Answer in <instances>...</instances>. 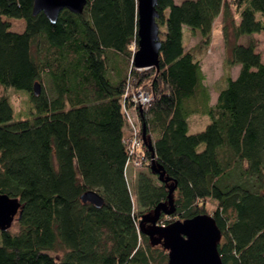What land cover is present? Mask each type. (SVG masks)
<instances>
[{
	"label": "trees",
	"instance_id": "16d2710c",
	"mask_svg": "<svg viewBox=\"0 0 264 264\" xmlns=\"http://www.w3.org/2000/svg\"><path fill=\"white\" fill-rule=\"evenodd\" d=\"M86 1L82 14L64 10L51 24L33 15V0H0V193L22 206L17 232H0V264H167L166 251L139 228L168 196L143 141L147 172L136 177L135 200L127 182L134 168L123 107L135 113L132 91L152 99L135 114L176 186L170 217L206 214L210 200L222 264H264V63L251 38L264 32V0H158V72L133 67L136 0ZM220 14L224 68L239 71L225 76L212 105L182 30L197 32L206 47ZM11 19L24 21L23 32L11 31ZM242 37L249 42L240 44ZM8 88L28 93L31 118L13 120ZM192 116L210 123L189 134ZM86 191L103 205L81 203ZM166 218L160 225L173 222Z\"/></svg>",
	"mask_w": 264,
	"mask_h": 264
},
{
	"label": "water",
	"instance_id": "95a60500",
	"mask_svg": "<svg viewBox=\"0 0 264 264\" xmlns=\"http://www.w3.org/2000/svg\"><path fill=\"white\" fill-rule=\"evenodd\" d=\"M137 1V49L133 54V67L137 70L154 68L159 71L161 42L159 27L156 23L158 0ZM86 0H33L32 12L36 16L42 13L49 23L54 24L62 11L73 14L83 13ZM33 94H40L39 83L33 85ZM141 111V107L139 108ZM144 146L151 153L150 171L160 183L168 189L167 201L158 204L151 212L142 215L139 228L148 238L152 247H161L167 253V264H222L218 253L221 232L212 216L197 215L186 220L173 221L160 225L162 215L171 216L175 212L173 193L176 186L166 176L161 165L154 160L152 143L142 131ZM83 204L96 208L103 205L102 197L95 191H86L80 196ZM22 206L18 199L0 193V232L9 231L12 224L21 216Z\"/></svg>",
	"mask_w": 264,
	"mask_h": 264
},
{
	"label": "rangeland",
	"instance_id": "374dc122",
	"mask_svg": "<svg viewBox=\"0 0 264 264\" xmlns=\"http://www.w3.org/2000/svg\"><path fill=\"white\" fill-rule=\"evenodd\" d=\"M181 1V0H178ZM11 26L12 32H21L24 27L25 23L22 20H8ZM249 38H243L240 40L241 43H248ZM192 39L189 35L186 36V39L184 41V45L190 50L192 48H195L197 44V48L195 51L201 56V52L204 53V57L200 60L199 63L204 67V74H205V80L204 84L209 90V94L211 97V103L213 104L217 98V93L224 85L225 76L230 73V76L234 78L236 68L230 69V72L225 70L224 68V59H225V51L222 45L216 46L215 50H210L213 53L211 54L208 49L205 50V47L200 46V41L196 45L191 43ZM252 41L254 42L256 46V52L260 54L261 61L264 62V32H261L260 34H257L252 38ZM204 49V50H203ZM133 50H136V47H133ZM228 72V73H227ZM41 84L43 86V90L48 94L49 97H53L52 93V87L46 80L45 75H42L41 77ZM5 96L7 97L12 109H13V120H20V119H28L32 117L33 106L30 103V98L28 93L26 92H19L15 90L14 88H8L3 92ZM210 123L209 118L207 117H200V116H192L188 119V133L189 134H196L201 131H203L206 126ZM137 171V172H136ZM140 172H147L146 168H140L138 170H135V177L132 179L133 170L131 168L127 169L126 176H127V182L128 186L131 192V195L133 197V200H135L134 197V184L136 181V177L138 173ZM205 211L207 215L212 216L216 204L213 203L210 200H207L205 202ZM166 220H172L177 221L180 220V218L177 217H167ZM11 233L17 232V225L16 222H14L9 229ZM1 241V237H0Z\"/></svg>",
	"mask_w": 264,
	"mask_h": 264
},
{
	"label": "built area",
	"instance_id": "2783aa9c",
	"mask_svg": "<svg viewBox=\"0 0 264 264\" xmlns=\"http://www.w3.org/2000/svg\"><path fill=\"white\" fill-rule=\"evenodd\" d=\"M128 97L127 102L132 106L131 108L135 113H137L139 107L149 106L152 100L149 94L141 91H132ZM123 112L126 114L127 123V136L124 139L129 157L127 167L131 166L136 170L146 164V160L141 151L142 137L140 134V125L135 113L131 115L126 107H123Z\"/></svg>",
	"mask_w": 264,
	"mask_h": 264
},
{
	"label": "crops",
	"instance_id": "0c3cea01",
	"mask_svg": "<svg viewBox=\"0 0 264 264\" xmlns=\"http://www.w3.org/2000/svg\"><path fill=\"white\" fill-rule=\"evenodd\" d=\"M173 1H174L175 4L179 5L182 2H184L185 0H181V1L173 0ZM235 20L238 23L239 22V17L235 16ZM221 21H222V15L220 14L213 22L210 43H209L208 46L205 47V50L208 49L209 52H210V50H215L216 46H218V45H222L223 46L222 33H221ZM23 30L21 32H23ZM182 31H183L182 32V36H183L182 43H183L184 49L186 50V52H190L195 57V59L198 62H200V60L204 57V53L201 52V56H199V54L195 51L196 49H199V48H197V45H198L197 43H199V41L201 42L200 35L197 32L190 31L186 27H183ZM21 32H18V33H21ZM258 34H260V33H258ZM187 35H189L191 37V39H192L191 43H193L195 45L197 44L196 46H194L195 48H192L191 50H190V48L187 49V47L184 45V41H185ZM256 35L257 34H254L251 38H253ZM243 38H248V37H242L241 39H243ZM240 40H239L240 44H243V45L247 44V43H241ZM223 48H224V46H223ZM210 53L212 54L213 52L211 51ZM199 64H200V67H201V71H202L203 75L205 76L204 67L201 65V63H199ZM235 68L237 70L235 72L234 78H232V79L236 78V76L238 74V71H239V67L238 66L235 67ZM213 104H215V102ZM135 174H136L135 170L133 169L132 179L135 177Z\"/></svg>",
	"mask_w": 264,
	"mask_h": 264
}]
</instances>
